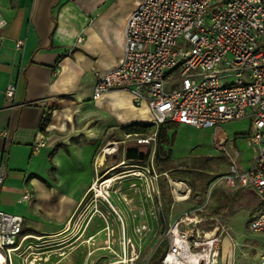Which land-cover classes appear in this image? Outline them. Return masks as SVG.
Listing matches in <instances>:
<instances>
[{
  "label": "crops",
  "instance_id": "obj_1",
  "mask_svg": "<svg viewBox=\"0 0 264 264\" xmlns=\"http://www.w3.org/2000/svg\"><path fill=\"white\" fill-rule=\"evenodd\" d=\"M141 1L0 0V21L6 22L0 26L1 210L23 219L21 212H32L53 228L50 234L62 231L96 185L90 162L99 143L116 129L153 124L146 105L137 108L128 91L92 98L99 76L120 66L126 25ZM10 86L12 100L6 97ZM155 126L157 146L163 125ZM163 128L168 134L174 127ZM213 135L228 139L221 126ZM25 188L33 195L29 203L22 200ZM238 192L249 207L260 204L252 191ZM262 212L264 207L250 220ZM221 218L226 224L230 219L226 213ZM232 240L231 234L224 238L219 264L253 261L250 255L239 260L241 244Z\"/></svg>",
  "mask_w": 264,
  "mask_h": 264
},
{
  "label": "built area",
  "instance_id": "obj_2",
  "mask_svg": "<svg viewBox=\"0 0 264 264\" xmlns=\"http://www.w3.org/2000/svg\"><path fill=\"white\" fill-rule=\"evenodd\" d=\"M215 5V0H142L126 25L120 66L99 76L92 98L128 91L137 108L146 105L157 126L172 122L215 130L249 119L246 139L254 159L243 169L239 153H229L223 179L228 188L248 189L264 201V0H223L213 9ZM14 95L10 86L6 97ZM155 140L140 139L138 145ZM215 141L224 151L228 139ZM5 175L0 166V185ZM32 198L25 188L22 200ZM72 220L60 232L31 235L25 234L22 217L0 209V264L50 263L52 255L57 257L52 264H62L81 247L66 244ZM250 230L264 234V212L251 220ZM228 236L221 217L184 213L165 234L162 264H219ZM125 257L102 264L139 260L138 254Z\"/></svg>",
  "mask_w": 264,
  "mask_h": 264
},
{
  "label": "rangeland",
  "instance_id": "obj_3",
  "mask_svg": "<svg viewBox=\"0 0 264 264\" xmlns=\"http://www.w3.org/2000/svg\"><path fill=\"white\" fill-rule=\"evenodd\" d=\"M215 1L213 9L223 4V0ZM221 127L228 136L224 151L217 148L213 129L183 126L169 129L170 143L162 145L165 155L160 158V169L156 161V140L138 145L140 139H156L155 125L135 123L109 133L99 143L90 166L95 172V184L102 185L109 179L113 183L110 188L103 186L106 199L97 198L90 191L76 207L66 244L71 247L81 244V247L62 264H71L70 259L76 260V264H102L125 256L131 259L136 254L139 260L134 264H153L157 256L156 264H162L167 251L165 234L170 224L187 212L198 218L222 217L226 213L230 217L225 223L227 230L241 244L239 260H247L250 255L253 261L248 264H264V234L250 230L254 212L243 199L234 204L235 195L241 189L228 188L223 179L230 166L229 153L233 156L235 151L239 153V165L243 169L254 159V150L246 139L250 121H233ZM130 146L142 147L146 158L127 161L125 150ZM108 147L113 152L106 154L104 150ZM106 156H109L108 165H105ZM116 159L120 163L113 166ZM29 213V216L20 213L25 219V230L35 235L51 233L53 228ZM236 242L232 240L234 246ZM56 261L57 257L52 255L51 262Z\"/></svg>",
  "mask_w": 264,
  "mask_h": 264
},
{
  "label": "trees",
  "instance_id": "obj_4",
  "mask_svg": "<svg viewBox=\"0 0 264 264\" xmlns=\"http://www.w3.org/2000/svg\"><path fill=\"white\" fill-rule=\"evenodd\" d=\"M49 120H50V115H49V113L46 115V117H45V119H44V122H43V124H42V129L44 130V128H45V126L49 123ZM167 124H170L172 127H176L178 124H176V123H172V122H168ZM167 124H165V125H167ZM165 125H163V126H165ZM163 126L160 128V130H159V133H158V138H157V147H158V151L156 152V161H157V167H158V169H160V167H159V164L161 163V161H160V158H161V156H164L165 155V152H164V150L162 149V145H163V143H170V138H169V136H168V134H167V132H166V130L163 128ZM171 140H172V142H173V137L171 138ZM108 159H109V156L107 157V160H106V165H108ZM117 161V162H116ZM115 162V164L113 165V166H115V165H117V164H119L120 163V160L118 161V160H116ZM192 190H194V187H192ZM256 196V195H255ZM257 198L256 199H258V201H256V202H259L258 204V206L256 207V208H251L250 207V210L252 211V212H256V211H261L262 209H263V207H264V201H262L258 196H256ZM239 200H242V198L240 197V196H236V198H235V201H234V204L236 203L237 204V201H239ZM245 204H246V202H244ZM247 205V204H246ZM249 206V205H248ZM253 213V214H254ZM166 254V253H165ZM158 257V256H157ZM157 257L154 259L155 261L153 262V264H156L157 262H156V259H157ZM160 257V256H159ZM164 257V256H163ZM163 259V258H162ZM161 259V260H162Z\"/></svg>",
  "mask_w": 264,
  "mask_h": 264
},
{
  "label": "water",
  "instance_id": "obj_5",
  "mask_svg": "<svg viewBox=\"0 0 264 264\" xmlns=\"http://www.w3.org/2000/svg\"><path fill=\"white\" fill-rule=\"evenodd\" d=\"M146 158V152L140 147L130 146L125 150V159L127 161H143Z\"/></svg>",
  "mask_w": 264,
  "mask_h": 264
},
{
  "label": "bare ground",
  "instance_id": "obj_6",
  "mask_svg": "<svg viewBox=\"0 0 264 264\" xmlns=\"http://www.w3.org/2000/svg\"><path fill=\"white\" fill-rule=\"evenodd\" d=\"M113 146V144L111 145ZM104 152L107 154V153H111L113 152V148L111 147H108L104 150ZM102 159V158H101ZM113 183V180L112 179H109L107 182H105L104 184L102 185H98L96 184L94 189H93V192L94 194L96 195L97 198H102V199H106V191L105 189H103V186H105L106 188H110L111 184ZM179 184V183H177Z\"/></svg>",
  "mask_w": 264,
  "mask_h": 264
}]
</instances>
